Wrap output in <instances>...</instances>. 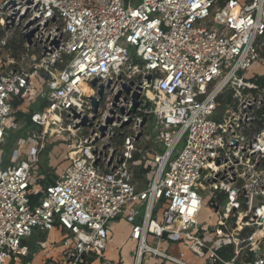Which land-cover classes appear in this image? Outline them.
<instances>
[{"label": "built area", "instance_id": "2783aa9c", "mask_svg": "<svg viewBox=\"0 0 264 264\" xmlns=\"http://www.w3.org/2000/svg\"><path fill=\"white\" fill-rule=\"evenodd\" d=\"M18 100L35 130L5 164ZM54 135L68 164L51 179ZM121 216L133 264H189L180 241L264 264V0H0V264L55 226L60 264H108Z\"/></svg>", "mask_w": 264, "mask_h": 264}, {"label": "rangeland", "instance_id": "374dc122", "mask_svg": "<svg viewBox=\"0 0 264 264\" xmlns=\"http://www.w3.org/2000/svg\"><path fill=\"white\" fill-rule=\"evenodd\" d=\"M261 66H254L252 67L248 73L250 74H258L261 71ZM226 93H224V96ZM223 97V96H222ZM222 99V98H221ZM220 106L219 108L223 107V101L219 100ZM36 107L35 102L25 101L24 104L15 106V111L13 115V126L8 130L6 143L3 144V148L5 150V157L3 158V161L5 164L10 163V156L12 151L15 148V139L19 136H26L29 131L35 130V128L27 121V115L31 111V109H34ZM21 113V114H20ZM182 144H180L181 148ZM179 148V149H180ZM67 151V143L64 141L63 135H54L52 137L45 138V149L43 150V159L47 158L50 163L51 167L48 163H43V159L41 160L42 167L46 170L48 173V176L52 179L55 178L57 175H59L63 168L68 164V160L66 159V153ZM42 155L40 158H42ZM45 157V158H44ZM123 224L120 222H117L114 224V228L117 230L118 233L122 231L123 234V240L124 245L121 250V255L125 259V264H131L133 261V251H134V242L129 241L128 239L125 241L127 233H128V226L127 224ZM65 234L62 233L60 230L57 231L56 229L51 230L47 235L43 234V237L40 239H37V236H33L31 242L35 244L39 249V257L42 256V253L45 249L51 248V252L53 256H59L62 254V250L64 249V246L60 245V242L64 238ZM35 240V241H34ZM57 242V246L53 248V245ZM149 242H151L149 240ZM152 243V242H151ZM179 243V249L184 253L182 259H184L189 264H204V260L198 259L196 257H192L191 252L185 248V244L180 241ZM174 255L179 256L177 253L173 252ZM57 258V257H56ZM106 258L114 260L117 264L119 263V255L116 253H109ZM143 263L144 264H154L153 257L150 252H146L143 257ZM165 264H172L170 262Z\"/></svg>", "mask_w": 264, "mask_h": 264}, {"label": "crops", "instance_id": "0c3cea01", "mask_svg": "<svg viewBox=\"0 0 264 264\" xmlns=\"http://www.w3.org/2000/svg\"><path fill=\"white\" fill-rule=\"evenodd\" d=\"M42 159H43V155H42L41 160ZM43 160H44L43 163H48L51 166V163L47 158H45ZM134 219L127 217V216H123V217L121 216L118 219H116L115 221L111 222V224H110V238L108 241L107 250L105 252V258L109 253H116V255L117 254L119 255V263L118 264H125V259L121 255V250H122L123 245H124V240H123V234L124 233H122V231L120 233H118L117 230L113 226L115 223L120 222V221L123 224V226H125L124 224H127L128 233H127L125 241L127 239L129 241H131L129 238V232H130L131 223L133 222ZM53 229H56L59 232L61 230L57 226H55L51 230H53ZM51 230L44 231V232L34 230L33 233L30 235V237H28L24 242L28 247V254L26 256H21L20 258L16 259L15 261L10 262V264H24V262L28 261V260L31 261L32 264H60L59 260L61 259V254L59 256H56L57 257L56 258L55 256L52 255L51 248H49V249H45L42 253V256L39 257L40 249L35 244L29 243V242H31L33 236H37V239H40L41 237H43V234L47 235ZM61 231L63 234H65V232L63 230H61ZM56 244H57V242H56ZM134 247H135V242H134ZM53 248H55V247H53ZM177 250H178V248L175 245H171L169 247V252L171 254H173V252L178 254ZM132 257H134V253H133ZM106 259L108 260V264H117L114 260H111L108 258H106ZM131 264H133V261Z\"/></svg>", "mask_w": 264, "mask_h": 264}, {"label": "water", "instance_id": "95a60500", "mask_svg": "<svg viewBox=\"0 0 264 264\" xmlns=\"http://www.w3.org/2000/svg\"><path fill=\"white\" fill-rule=\"evenodd\" d=\"M9 3H13L12 1H10ZM31 33L32 32H30L27 36H30L31 35ZM95 83H96V80H93L92 82H91V84L92 85H95ZM102 93V86H100V90H99V94H101ZM138 94L137 93H134V98H133V106L130 108V112H133L134 110H135V108H136V106L138 105ZM90 100H91V104H92V106H93V108L94 109H96V107H97V105H98V101H97V99L94 97V96H91L90 97ZM86 118H83L82 119V124H85L86 123ZM108 121H110V120H108ZM143 122H144V119H143V121H142V124H143ZM123 124H127V122H124Z\"/></svg>", "mask_w": 264, "mask_h": 264}, {"label": "trees", "instance_id": "16d2710c", "mask_svg": "<svg viewBox=\"0 0 264 264\" xmlns=\"http://www.w3.org/2000/svg\"><path fill=\"white\" fill-rule=\"evenodd\" d=\"M18 102H20V100L16 101V106L18 104ZM21 114V113H20ZM27 121H28V118H27ZM33 198V197H32ZM216 264H219V263H216Z\"/></svg>", "mask_w": 264, "mask_h": 264}, {"label": "bare ground", "instance_id": "6f19581e", "mask_svg": "<svg viewBox=\"0 0 264 264\" xmlns=\"http://www.w3.org/2000/svg\"><path fill=\"white\" fill-rule=\"evenodd\" d=\"M86 91H88V89H86Z\"/></svg>", "mask_w": 264, "mask_h": 264}]
</instances>
